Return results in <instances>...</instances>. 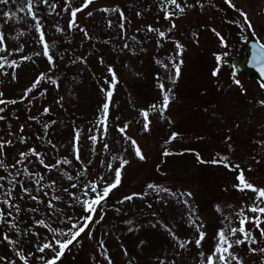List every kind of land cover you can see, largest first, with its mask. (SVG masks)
Returning <instances> with one entry per match:
<instances>
[{
    "label": "rangeland",
    "instance_id": "1",
    "mask_svg": "<svg viewBox=\"0 0 264 264\" xmlns=\"http://www.w3.org/2000/svg\"><path fill=\"white\" fill-rule=\"evenodd\" d=\"M234 2L237 7H242L249 13L253 33L250 29L246 30L245 35L224 33L223 26L216 22L214 11L217 4L225 7L233 18L239 20L242 17L235 10L228 8L223 0H211V4L205 0L203 11L197 7L175 21L177 27L170 35L185 46L181 76L175 84L168 80V76L174 73L173 60L180 59L175 44L172 40L158 44L157 35L146 31L149 24L162 30L170 26V22L163 19V13L159 10L160 0H94V5L88 9L93 11V16L86 15L88 10L78 14L79 25L87 29L91 39H87L78 29L68 27L70 15L62 11L64 0H49V3L58 5L56 11L51 13L46 5L40 4L36 9L37 15L42 18L46 39L53 46L52 51L56 56L54 70L49 69L45 57L34 55L40 50L41 45L36 43L38 33L25 7L27 0H9L8 5H0V31L4 32L5 44L10 50L8 58L20 59L21 53L15 51L17 46L23 47V54L33 56V62H24L15 70L18 74L16 81H11L7 76H0V90L5 92L7 98L19 100L23 90L41 72H47L58 79L60 84L59 89H56L50 82L45 81L41 89L34 90L30 95L29 99L35 97L31 104L24 100L6 107L2 115L7 119L0 121V138L15 140V137H9L7 125L11 123L12 132H18L19 126L24 125L23 135L28 137V143L26 145L16 143L14 147H8L5 163H14L21 150L35 146L39 151L46 153V162H55L64 156L73 160L72 165H61V170H67L74 175L81 168L71 154V141L77 129L82 130L80 141L82 160L85 163L92 161L89 168L91 177L100 174L106 179L111 178L112 174L101 161H111L116 166L119 161L118 159L112 161L113 156H124L130 160L121 187L111 195L107 206L100 212L107 213L103 231L97 227L95 240L85 238L82 247H72V251L66 254L75 256L73 261L78 258L79 264H94L93 256L102 259L99 253L103 249L98 247L96 240L103 238L114 264H128L129 260L132 264H158L157 257L164 258L165 255L169 260L175 258L176 264H199V250L194 245L179 250L180 255H175L178 249L174 247V241L161 226L167 224L181 238L194 239V229L186 223L188 219L186 207L165 193H161V196H164L167 202L161 201L155 192L147 189V184L154 183L173 191L193 193L190 202L203 219L208 233L207 243L203 249L206 253L212 246L213 237L218 227L222 226L225 216L231 218L234 226L238 225L234 213L245 201L250 203L248 197L251 193H241L233 189L236 173L223 165L206 163L207 167L204 168L208 169H199L196 153L205 161H211L217 158V154H221L228 156L232 162L239 163L242 168L247 169L250 166L252 171L247 172V175L256 184L264 185V145L260 143L264 140V107L258 103L260 99H264V94L253 81L239 78L247 90L246 93L242 92L234 82H231L233 80L228 74L231 58L240 54L241 41L245 38L243 36L264 42V10L259 9V3L257 5L253 3L251 8V4L245 0ZM34 3H37V0H34ZM80 3L81 0H72L73 6H79ZM105 7L123 9L130 21L125 22L126 35H122L117 26L118 13L98 10ZM20 8H25V11H19ZM5 11L14 13L12 19L4 17ZM137 12L141 15H137ZM109 20L113 22L111 28L108 27ZM57 24L64 29L63 32L57 31ZM212 28L225 38L228 44L226 48L220 43ZM132 36H136L137 39L132 40ZM125 42L129 48L121 51ZM218 44L225 48L221 50L222 55L218 54L223 57L219 64L216 61V47L220 50ZM2 55L5 53H0V56ZM101 57L104 60L103 64L100 63ZM150 59L153 64H150ZM73 60H76V63H72ZM158 60L162 63H157ZM162 64H167L168 69ZM108 65L116 70L119 83L112 97L109 133L106 138L99 136L95 145L96 153L93 154L90 151L93 147L92 142L87 137L90 134H97L90 133L89 129L97 126L98 110L104 99V93L100 88L104 78L110 75L107 72ZM194 65L198 66L194 68ZM149 66L166 88L172 89L174 99L165 113L168 119H161L158 113H152L151 131L145 132L140 110L149 107V101L146 99L154 97L151 104H159L161 99L157 77L154 84ZM216 67L221 69L218 77L212 75ZM145 73L150 75L144 77ZM45 88L47 94L41 97L39 91ZM61 96L64 97L63 101L57 103ZM46 107L50 108L47 113L44 111ZM45 116L50 117L51 123L44 124ZM124 124L129 125L128 135L142 146L147 157L145 161L135 157L130 143L125 141L123 134L118 131L117 126ZM173 132L179 133L177 139L165 143ZM49 140L56 145L58 151L48 144ZM105 142L109 144L107 152L102 150ZM189 149L193 151H187ZM165 150L172 152L173 155L164 157L162 161L161 155ZM257 160L260 162L257 163ZM22 167L17 166L20 169ZM31 170H40L46 179L49 176L47 170L38 163H33ZM9 171L15 172L16 169L10 168ZM203 171L204 175L200 174ZM0 175L7 176L8 173L0 168ZM51 176L59 178L60 173L54 170ZM19 178L25 179L26 174L22 173ZM60 183L63 187L69 185L66 178H61ZM140 191L147 193L144 199L136 198L124 205L117 204L123 195ZM57 194L61 193L58 191ZM63 197L64 200L58 203V207L69 214H78V207L68 206V194L63 193ZM148 203L152 204L151 208L147 207ZM32 204V201H26L27 206ZM216 205H220L222 211L218 212ZM114 207H119L122 211L117 213ZM40 209V212L29 215L45 219L49 223L55 221L50 211H44L43 205H40ZM128 220L133 223L129 225ZM25 221L29 225L32 223L27 217ZM157 221L160 223H156ZM154 223L156 227H152ZM52 226L63 227L58 221L52 223ZM130 227L133 228L131 232L128 231ZM40 231L42 235H51L46 230ZM28 247L32 248L33 245L29 244ZM124 248L128 251L127 256L123 253ZM5 252L11 254V248L0 245V255ZM241 253L243 254L242 249ZM252 264H259V261L253 260Z\"/></svg>",
    "mask_w": 264,
    "mask_h": 264
},
{
    "label": "snow or ice",
    "instance_id": "2",
    "mask_svg": "<svg viewBox=\"0 0 264 264\" xmlns=\"http://www.w3.org/2000/svg\"><path fill=\"white\" fill-rule=\"evenodd\" d=\"M211 4V0H207ZM223 3L228 8L235 10L242 21H233L238 26L253 28L252 21L249 17V13L242 7H237L234 0H223ZM9 0H0V5H8ZM46 5L49 12H55L58 5L49 3V0H27L25 5L27 12L31 15V19L34 21V29L38 33L36 37V43L41 45L39 51H36L34 55L36 57H45L50 70H54L56 67V56L52 51V45L46 39V32L44 25L42 24V18L37 15L38 6ZM94 5V0H81L79 6H73L72 0H64L62 11L69 13L70 19L68 21V27L78 29L83 32L87 39L92 37L89 35L86 28H83L78 23V14L84 13L85 10L90 9V6ZM213 7L215 5H212ZM159 10L163 13V19L170 22V26L162 30L161 28L154 27L149 24L146 26V31L149 33H155L158 38V44L165 40H172L175 44L178 60H173L172 67L174 73L168 76V80L175 84L181 76V66L184 61L182 59L184 52V45L175 40L170 34L177 27L176 20L181 16L186 15L188 12L195 8H199L201 11L205 8V0H193V2H186V0H160L158 5ZM101 12H116L118 13L117 26L122 31V35H126L125 22H130L129 18L125 15L123 9L116 8H101L98 9ZM19 11H25V8H20ZM93 11L88 10L86 15L88 17L93 16ZM4 17L12 19L14 13L11 11H5ZM137 15L141 13L137 12ZM113 26L112 20L108 21V27ZM56 29L59 32H63L64 29L56 25ZM140 29L138 28L137 31ZM212 31L219 38L220 43L228 46L227 41L221 35L219 31L212 28ZM196 35V33H194ZM132 40H136V36L131 37ZM5 34L0 31V53L5 55L0 56V76L10 77L11 81L18 79V74L15 71L19 69L24 62H33V56L23 54V47L17 46L16 52L21 53L20 59H9L10 50L5 44ZM129 48L127 42L123 44L121 51ZM251 54V66L256 68L261 76H264V43H257L252 46ZM130 51H135L130 49ZM227 55V53H225ZM63 59V57H61ZM223 60L220 55L216 56V61L219 64ZM72 63H76L73 60ZM100 63L103 64V57L100 58ZM157 63H162L157 61ZM165 69H168L167 64H162ZM7 69H11L9 72ZM220 67H216L212 71V75L218 77L220 75ZM107 72L110 74L104 78L103 85L100 91L104 93V99L98 110V117L96 121V127L89 129L90 134L87 139L92 142L93 147L90 151L95 154V145L98 142L99 136L107 137L109 133V119H110V107L112 103V97L114 95L119 78L116 70L113 66H107ZM233 82L240 88L242 92L246 93L241 80L236 76H233ZM48 81L59 89L60 84L58 79L48 75L47 72L39 73L31 84L26 87L19 100L11 99L5 96V92L0 90V121H5L7 117L2 115L5 112L7 106L16 105L24 100H28L29 104L33 102L35 97L29 99L34 90L42 88L43 82ZM107 85V87H104ZM157 86L161 92V99L159 104L153 103L149 105L147 109L140 110V116L143 118V130L145 132L151 131L152 119L150 115L152 113H158L159 118L168 119L165 113L168 111L174 97L171 88H166L165 84L157 76ZM260 88L264 89V80L260 83ZM47 94V89L39 91L41 97ZM64 97L61 96L57 103H61ZM261 107H264V99L258 101ZM62 106V105H61ZM45 113L50 111V108L44 109ZM18 119V117H17ZM30 119H36L30 117ZM117 119H119L117 117ZM171 123V120L169 119ZM118 131L123 134L125 141L129 142L133 153L140 161L147 159L142 146L132 136L128 135V124L123 126H117ZM9 129L8 135L11 138H0V168H3L8 173L7 176L0 175V245L5 248H11V254L5 252L0 255V264H61L62 259L67 252L72 251V247L83 246L84 239L95 240L96 228L99 227L103 231V225L106 220L107 213H100L98 210L100 207L111 197V195L119 190L123 183L124 172L126 166L130 164V160L124 156H113L112 161L118 159V165L114 166L111 161H101L102 165H105L107 171L112 174L110 179H106L104 175L97 174L94 178L89 174V168L92 161L89 160L85 163L81 156V131L77 129L74 133L71 154L76 162H79L81 168L74 175L67 170H61V165H72L73 160L67 156L57 159L55 162H46V153L39 151L35 146H28L26 150H21L18 153V158L14 163L6 164L5 157L7 155V148L14 147L16 143L26 145L28 143V137L23 135L24 125L19 126L18 132H12V125H7ZM179 133H171L168 140L165 143H171L175 141ZM261 145H264V140L260 141ZM51 147L58 151L55 144L51 140L48 141ZM102 150L107 152L109 150V144L103 143ZM127 151V149H125ZM187 151H193L191 149ZM164 156L173 155L172 152L165 150ZM199 163H212L220 164L227 168L229 171L236 173L235 183L232 184V188L241 193H251L248 197V201H245L238 210L234 213L235 218L238 220V225L234 226L229 216L224 217L222 226L218 227L214 237L213 244L208 249L207 253L203 250L207 243L208 233L205 230V223L201 217L197 214V209L191 204L193 193L191 191H173L171 188L163 187L159 184L149 183L147 189L155 192L158 199L163 202H167L161 193H165L168 196L176 199L182 203L187 209L188 219L186 223L189 227L194 229L193 238H181L176 231H174L169 225L162 224L161 226L166 230L168 235L174 241V247L178 249L175 255H180L179 250H184L189 246L194 245L199 250V264H252L253 260H258L259 264H264V185H258L247 175V172H251L252 168L249 166L247 169L242 168L239 163H234L226 155L217 154V158L211 161H205L199 153H196ZM34 158V160L32 159ZM260 161L257 160V163ZM38 163L43 166V169L47 170L49 176H46L40 170H31V165ZM18 165L23 166L22 169L17 168ZM16 169L15 172L9 171V169ZM60 173L59 178H53L51 174L53 171ZM22 173L26 174L25 179H20ZM86 177V179H82ZM66 178L69 182L68 187L61 186L60 179ZM19 188V191H17ZM75 189L76 191H70ZM227 190V189H225ZM61 194H57V192ZM63 193L68 194V206L71 208H79V212L76 215L69 214L64 211L63 208L58 207V203H62L64 200ZM147 193L145 191L132 192L125 194L121 199L117 201V204L124 205L126 202H133L136 198L144 199ZM47 198V199H45ZM32 201V206H27L26 201ZM25 205V206H22ZM40 205L44 206L45 212H51L55 217V221L59 222L60 226H52V223L46 222L45 219H41L35 216H30V213L40 212ZM148 208L152 207L151 203H148ZM218 212L222 211L220 205H216ZM114 211L119 213L122 211L119 207H114ZM153 215H156L153 213ZM25 217L32 220L29 225L25 221ZM51 219V218H50ZM127 223L131 225L133 222L128 220ZM156 223H160L157 221ZM156 223L152 224V227H156ZM23 226V227H22ZM40 229L46 230L51 235H42ZM129 232L133 231V228L128 229ZM35 238V239H33ZM96 243L100 249H103L99 253L102 259H97L93 256L94 264H114V260L109 255V250L105 247V240L103 238L96 240ZM144 242L142 241L141 244ZM32 244L33 247L29 248L28 245ZM33 248L35 250H33ZM243 250V254L241 253ZM39 253L40 255H37ZM125 256L128 255L126 248L123 249ZM158 264H176L175 258L168 259L167 255L164 258L157 257ZM128 264H132L129 260Z\"/></svg>",
    "mask_w": 264,
    "mask_h": 264
},
{
    "label": "water",
    "instance_id": "3",
    "mask_svg": "<svg viewBox=\"0 0 264 264\" xmlns=\"http://www.w3.org/2000/svg\"><path fill=\"white\" fill-rule=\"evenodd\" d=\"M253 45L254 43L247 40V42L244 44L242 59H235L232 63V66L235 74L244 75L247 79L253 76L260 84L261 81L264 80V76H261L259 71L251 66ZM105 204L106 202L100 208H102Z\"/></svg>",
    "mask_w": 264,
    "mask_h": 264
},
{
    "label": "trees",
    "instance_id": "4",
    "mask_svg": "<svg viewBox=\"0 0 264 264\" xmlns=\"http://www.w3.org/2000/svg\"><path fill=\"white\" fill-rule=\"evenodd\" d=\"M139 91V90H138ZM138 93V92H137ZM139 95V94H138ZM152 99H154V97H151L149 99H146V101H149V104H150V101H152ZM148 104V105H149ZM201 169V168H200ZM200 174L204 175L203 172H201ZM77 262V263H76ZM61 264H79V261L78 259H76L75 261H70V260H67V258H63L62 261H61Z\"/></svg>",
    "mask_w": 264,
    "mask_h": 264
},
{
    "label": "flooded vegetation",
    "instance_id": "5",
    "mask_svg": "<svg viewBox=\"0 0 264 264\" xmlns=\"http://www.w3.org/2000/svg\"><path fill=\"white\" fill-rule=\"evenodd\" d=\"M251 1H253V0H251Z\"/></svg>",
    "mask_w": 264,
    "mask_h": 264
}]
</instances>
